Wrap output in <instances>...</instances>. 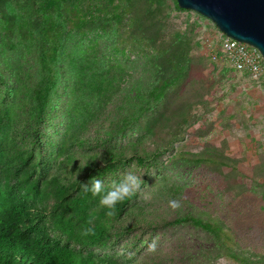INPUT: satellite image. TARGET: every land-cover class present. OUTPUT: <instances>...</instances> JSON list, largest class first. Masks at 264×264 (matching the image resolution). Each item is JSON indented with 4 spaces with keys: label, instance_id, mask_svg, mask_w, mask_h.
<instances>
[{
    "label": "trees",
    "instance_id": "1",
    "mask_svg": "<svg viewBox=\"0 0 264 264\" xmlns=\"http://www.w3.org/2000/svg\"><path fill=\"white\" fill-rule=\"evenodd\" d=\"M79 1L0 0V264H142V254L143 264H209L200 249L190 247L172 251L159 242L148 252V244L178 225L203 229L218 243V258L242 264L225 230L187 203L173 211L168 203L141 201L138 193L108 217L100 198L82 191L93 177L107 190L133 164L138 176L140 168L160 171L163 156L184 139L194 117L179 127L175 140L150 155L118 145L178 86L188 53L179 73L145 85L139 97L106 80L112 74L108 65L89 70L78 85L72 69L78 57L67 50L73 34L67 8H77ZM175 9L192 12L177 2ZM127 10L111 19L121 22ZM81 90L94 101L77 100ZM187 156L204 162L198 154ZM169 190L175 195L178 189ZM86 228L94 234L83 235Z\"/></svg>",
    "mask_w": 264,
    "mask_h": 264
},
{
    "label": "rangeland",
    "instance_id": "2",
    "mask_svg": "<svg viewBox=\"0 0 264 264\" xmlns=\"http://www.w3.org/2000/svg\"><path fill=\"white\" fill-rule=\"evenodd\" d=\"M13 2L7 9L10 13ZM175 3L80 0L77 8L69 6L73 34L67 50L78 57L72 66L74 76L82 85L89 70L108 65L112 74L106 80L138 93L152 81L179 73L187 51V69L178 86L118 145L150 155L175 140L179 127L193 116L184 139L175 140L174 148L163 156L160 171L139 169L147 179L140 200L159 206L182 198L225 230L227 245L241 255L242 264H264V84L234 77L226 66L212 61L204 39L214 24L195 12L177 11ZM126 8L121 22L111 19ZM78 24L84 28L77 30ZM75 98L94 101L82 90ZM188 154H198L204 162ZM173 187L178 189L175 195L169 190ZM159 242L172 251L179 246L200 249L209 264H219L221 258L223 264H239L218 258L222 252L214 237L192 225L170 228L158 236ZM139 259L143 264L144 254Z\"/></svg>",
    "mask_w": 264,
    "mask_h": 264
},
{
    "label": "water",
    "instance_id": "3",
    "mask_svg": "<svg viewBox=\"0 0 264 264\" xmlns=\"http://www.w3.org/2000/svg\"><path fill=\"white\" fill-rule=\"evenodd\" d=\"M210 20L225 37L256 47L264 58V0H176Z\"/></svg>",
    "mask_w": 264,
    "mask_h": 264
},
{
    "label": "built area",
    "instance_id": "4",
    "mask_svg": "<svg viewBox=\"0 0 264 264\" xmlns=\"http://www.w3.org/2000/svg\"><path fill=\"white\" fill-rule=\"evenodd\" d=\"M204 50L212 61L226 66L232 76L264 84V58L256 47L225 37L215 26L204 39Z\"/></svg>",
    "mask_w": 264,
    "mask_h": 264
},
{
    "label": "clouds",
    "instance_id": "5",
    "mask_svg": "<svg viewBox=\"0 0 264 264\" xmlns=\"http://www.w3.org/2000/svg\"><path fill=\"white\" fill-rule=\"evenodd\" d=\"M134 168L135 165L133 164L122 178L119 181H113L107 190L104 181L100 177H93L87 184H82V191L90 193L93 197H99L100 207L106 209L108 217H113L119 204L124 203L141 192L144 181L141 178L142 176L135 174ZM168 207L173 211L181 209L183 207L182 198L170 199ZM82 234L86 236L94 234V230L86 228ZM157 241L158 238L153 240L151 244H148V252H155L157 250ZM219 264H223V258H221Z\"/></svg>",
    "mask_w": 264,
    "mask_h": 264
}]
</instances>
